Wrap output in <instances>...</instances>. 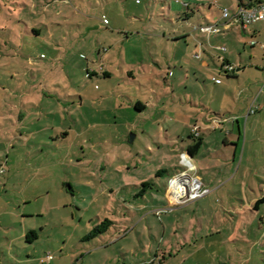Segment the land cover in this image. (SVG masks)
I'll use <instances>...</instances> for the list:
<instances>
[{
    "label": "rangeland",
    "instance_id": "1",
    "mask_svg": "<svg viewBox=\"0 0 264 264\" xmlns=\"http://www.w3.org/2000/svg\"><path fill=\"white\" fill-rule=\"evenodd\" d=\"M235 3L0 0V264H264V40L184 44Z\"/></svg>",
    "mask_w": 264,
    "mask_h": 264
},
{
    "label": "crops",
    "instance_id": "2",
    "mask_svg": "<svg viewBox=\"0 0 264 264\" xmlns=\"http://www.w3.org/2000/svg\"><path fill=\"white\" fill-rule=\"evenodd\" d=\"M259 1H262V0H236L235 5L231 6V11L233 12V10L237 6L250 7V6L258 3ZM202 6H205V4L202 3ZM232 7H233V9H232ZM223 9H226V8H223ZM202 18L205 19L206 17L202 15ZM219 19H218L219 20V22H218L219 24L218 25L222 26V29H223V32H224L223 34L218 35V36H216L215 38H212V39L211 38H207V39L201 38V40H200L199 38L195 37V39H193L194 40L193 42H190L189 40H185L184 41L185 42L184 43L185 46H189L190 43H192L193 47H194L193 50L194 51H198V57L197 58H198L200 64H197L198 66H196V67H198V71H199V73L201 72L200 74H202L203 78H204L203 71L208 70V72H209L211 70V68H215V69L219 68V70H220V67H221L222 63H226V64H229L231 66H234L233 65L234 61H232V59H230L229 56L228 57H220V56L215 55V53L213 52L215 47H216L217 50H218V47L221 48V49H219L221 53L222 52L223 53L226 52V48L224 46H222L221 39H222V35L223 36L226 35V32H228L229 30L232 31V30H238L239 29V30H241V31H243V32H245L247 34H250L251 36H255V37L262 36V39L264 40V21L263 22H259L257 24H254L252 26H248L245 29H243L241 27H235V25L233 23L224 20L222 18V15H221V17L219 16ZM207 25H210V24H207ZM248 28H250V30H248ZM176 38L177 39L181 38V35L179 37H176ZM182 38H184V37H182ZM223 49H224V51H223ZM183 70H185V69H183ZM193 70H196V69H193ZM262 76H264V73H262ZM203 80H205V78ZM221 83L222 82L219 80V82L216 84L217 86H215V88H218L221 85ZM254 96H255V99H254L253 105L256 106V110H255L256 112L254 111V113H255L254 117L255 118L253 119L254 120V123H252L253 125L256 124V121L258 122L261 119L264 120V84H263V86L261 88L257 89V91H256ZM190 107L192 109H194V110H197L196 111L197 112V116L198 115H200V116L202 115L201 110L199 108H196L195 104L190 105ZM138 108H139L140 112L142 110H144V106H142V105H138ZM204 110L206 111V113L204 114V116H202V119H201L202 122L204 121V122L208 123L210 121H213L214 118H212L210 116L211 113L208 111L209 108H204ZM256 113H258V114H256ZM200 116H198V117H200ZM232 128H233V126H232ZM252 129H253V127H252ZM237 131H238V135H239L240 128H239L238 124H237ZM245 134H246V132H245ZM201 141H202V139H201ZM187 156L191 157L189 154H187ZM263 196H264V189L261 190L260 194H257V196L254 199H252V201L249 203V205L252 207L251 208L252 211H259L260 210V207H259L260 204H257V202ZM262 204H264V203H262ZM261 220H263V218H261Z\"/></svg>",
    "mask_w": 264,
    "mask_h": 264
},
{
    "label": "built area",
    "instance_id": "3",
    "mask_svg": "<svg viewBox=\"0 0 264 264\" xmlns=\"http://www.w3.org/2000/svg\"><path fill=\"white\" fill-rule=\"evenodd\" d=\"M222 18L226 21H229L235 25V27H241L245 29L248 26H252L254 24H257L259 22L264 21V0L259 1L258 3L250 6V7H243V6H237L232 14L230 15L227 9L222 10ZM221 25L218 24H210L207 26H204L202 28V31L207 33L208 35H215L221 33ZM255 45V43H251V46ZM224 51V49H223ZM219 72L222 74H233L235 72L234 68L226 63H222ZM213 81L216 82V79L213 78ZM193 184V189L189 195V198H195L199 195V192L197 191L199 184L196 181ZM183 198V197H181ZM180 198V199H181ZM46 259H48V254L46 256ZM45 259L41 261V263H44Z\"/></svg>",
    "mask_w": 264,
    "mask_h": 264
},
{
    "label": "trees",
    "instance_id": "4",
    "mask_svg": "<svg viewBox=\"0 0 264 264\" xmlns=\"http://www.w3.org/2000/svg\"><path fill=\"white\" fill-rule=\"evenodd\" d=\"M138 105L139 104H137V106H136L137 108H138ZM201 145H202V141H201V139H199L192 146L189 147L188 154L191 157H193L197 153V151L199 150ZM262 203H264V196L257 202V204H262ZM95 232H97V231H93L91 234L88 235V237L95 236ZM36 237H37V235L34 231L29 232V234L26 236L27 241H29V242H31L30 238L36 239Z\"/></svg>",
    "mask_w": 264,
    "mask_h": 264
},
{
    "label": "bare ground",
    "instance_id": "5",
    "mask_svg": "<svg viewBox=\"0 0 264 264\" xmlns=\"http://www.w3.org/2000/svg\"><path fill=\"white\" fill-rule=\"evenodd\" d=\"M182 189H184L183 187H182V185H181V188L179 187L178 189H177V191H176V195H181L182 194ZM185 192V191H184ZM177 198V197H176Z\"/></svg>",
    "mask_w": 264,
    "mask_h": 264
}]
</instances>
